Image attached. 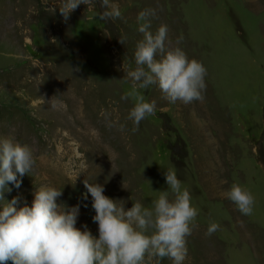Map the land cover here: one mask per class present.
<instances>
[{"label":"rangeland","instance_id":"374dc122","mask_svg":"<svg viewBox=\"0 0 264 264\" xmlns=\"http://www.w3.org/2000/svg\"><path fill=\"white\" fill-rule=\"evenodd\" d=\"M111 2L122 18L100 20L105 9L93 0L65 22L59 0H0V138L28 145L36 160L5 199L31 206L37 188H58V203L80 205L76 227L98 237L85 179L126 209L150 208L171 169L198 209L184 264H264V0ZM145 9L157 13L151 31L168 26L167 48L202 62L206 90L187 105L169 103L155 85L140 90L156 111L132 132L135 101L121 97ZM233 184L253 195L250 216L224 195ZM211 222L220 228L208 236Z\"/></svg>","mask_w":264,"mask_h":264},{"label":"clouds","instance_id":"9594fccd","mask_svg":"<svg viewBox=\"0 0 264 264\" xmlns=\"http://www.w3.org/2000/svg\"><path fill=\"white\" fill-rule=\"evenodd\" d=\"M92 3L93 0H59L58 9L67 22L79 5ZM100 4L105 9L99 14L100 20L122 18L118 5L111 0H100ZM156 15L155 9H145L137 16L138 32L143 38L136 45L135 68L127 72L131 89L121 97L135 101L127 117L133 124L132 132L138 131L141 121L156 111L155 102H147L140 94L142 89L155 85L172 104L204 100L206 68L202 62L189 59L181 47H166L168 26L161 24L155 32L151 31ZM183 39L182 35L178 37L177 45ZM125 42L126 37L119 38L120 44ZM124 129L125 125L119 126L120 131ZM35 165L28 145L0 138V264H145L146 259L159 264L164 258L172 264H184L187 238L196 227L198 209L173 170L164 172L167 190L159 191L150 208L135 202L126 209L124 204L104 195L103 185L85 179L82 198L87 200L89 194L92 198L97 237L87 225L83 230L76 227L80 205L58 203L63 194L58 188H37L31 206L17 207L18 197L5 199V193L12 191L9 185L19 189L21 178L29 175ZM224 195L241 214H252L255 201L250 191L233 184ZM219 228L218 223L211 222L206 235L211 236Z\"/></svg>","mask_w":264,"mask_h":264}]
</instances>
